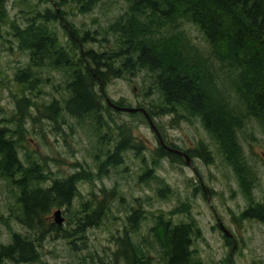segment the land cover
Segmentation results:
<instances>
[{
  "label": "trees",
  "instance_id": "1",
  "mask_svg": "<svg viewBox=\"0 0 264 264\" xmlns=\"http://www.w3.org/2000/svg\"><path fill=\"white\" fill-rule=\"evenodd\" d=\"M72 1L79 14L87 15L97 4L109 0ZM119 1L123 2L124 12L104 27L95 22L93 30L61 23L64 15L61 6L65 0L54 1L53 9H36L25 26L12 27L19 48L29 52V64L14 73L13 112L8 119L0 118V179L17 195V214L13 218L25 229V235L14 233L8 244L0 245V264L4 260L16 264L34 263L39 257L37 245L44 235L62 232L65 236L67 229L65 232L56 226L50 214L74 201L78 195L75 184L89 176L80 170L67 178H55L46 185L48 173L43 170L41 160L31 152H24L27 147L21 142L23 126L28 119L34 120L32 112L35 111L50 122L56 123L55 116L65 112L82 125L86 117L97 131L106 128L109 122L103 119L104 112L110 115L112 109L105 103L99 83L109 78H124L145 71L155 87L158 101L148 107L144 103L137 106L144 108L152 119L156 115L175 116L184 112L190 119H199L244 193L248 195L250 191L245 177L251 171L245 163L238 132L245 128L248 120H253L264 135V0ZM4 6L5 0H0V10ZM55 21L61 24L64 39L52 26ZM182 22L200 33L206 47L201 49L203 54L183 30L178 29ZM84 45H87L85 52ZM211 60L220 66V71L226 69L222 76L208 71L206 64ZM43 69L49 76L57 75L54 90L62 89L67 94L60 97L58 93V99L54 97L48 105H38L29 97L32 87L48 81L37 74V70ZM123 102L120 99L115 103L125 107ZM137 116L143 118L139 113ZM6 122L14 123V129H9ZM116 135L112 131L111 138ZM124 137L122 134L120 139L111 142L114 145L104 154L99 172L102 166L116 167L122 160L121 155L131 147H141ZM107 144L105 140L102 149ZM21 150L24 160L19 158ZM156 151V159L167 157L161 147ZM198 152L206 157L204 161L211 160L208 149ZM170 158L173 162L179 161L176 157ZM161 189L159 195L169 194L167 188ZM113 194L111 190L110 195ZM91 203H85L78 213L71 215L72 230L83 231L89 223L101 222L98 218L102 204L94 207ZM142 213L132 209L129 226H136ZM263 215L261 206L243 213L245 218L256 217L261 221H264ZM153 225L149 238L141 245L137 240L132 241L127 232L119 239L122 257L128 264H142L144 250L157 249V246L166 264H202L192 257L193 235L189 224L174 225L158 215Z\"/></svg>",
  "mask_w": 264,
  "mask_h": 264
},
{
  "label": "rangeland",
  "instance_id": "2",
  "mask_svg": "<svg viewBox=\"0 0 264 264\" xmlns=\"http://www.w3.org/2000/svg\"><path fill=\"white\" fill-rule=\"evenodd\" d=\"M54 1L59 0H5V6L0 10L2 119H8L13 112L12 96L16 91L14 73L29 64V52L19 48L12 35V27L25 26L36 9H53ZM61 8L64 12L61 23H69L82 30H93L97 24L104 27L124 12L123 2L119 0L99 3L87 15L79 14L72 0H65ZM95 22L97 24L93 25ZM52 24L64 39L61 24L57 21ZM178 29L183 30L200 50L206 48L196 29L184 22ZM86 47H82L84 52ZM206 66L208 71L221 76L226 71H220V66L214 65L212 60ZM45 70H37V74L40 78L48 79L46 84L32 87L30 91L31 101L38 105H48L54 97L58 99V93L60 97L67 95L62 89L60 92L54 90L57 75L49 76ZM135 74L107 79L103 88H99L105 94L104 99H123L128 107H137L140 103L148 107L151 102L156 103L158 100L151 78L147 77L145 71ZM110 112V115L104 112L103 119L109 124L99 131L87 122L86 117L82 125L65 112L55 116V123L33 111L34 120L30 122L28 119L23 126L25 131L21 142L27 147L24 152H31L41 160L43 170L48 173L46 185L55 178H67L80 170L89 176L75 184L77 198L61 207L64 221L59 227L64 231L67 229L65 236L62 232L44 235L37 245V261L22 264H128L122 257L119 239L127 232L132 241L137 240L141 245L149 238L158 215L169 219L174 225L189 224L192 227L190 250L192 257L202 264H264V221L256 217H243V213L251 207H264V135L255 121L248 120L245 128L238 132L245 163L252 173L245 177L250 189L246 195L231 168L217 153L199 119H190L186 112L153 117L155 126L166 142L193 154L190 167L184 162H173L168 157L156 159L159 145L143 118L137 114ZM5 124L9 129H14V123ZM112 131L117 134L116 137L111 138ZM122 134L134 146L141 147H131L120 154L122 160L116 167L102 166L99 172L104 154L114 145L111 142L120 139ZM105 140L108 144L102 149ZM199 149L204 152L208 149L211 160L204 161L206 157L198 152ZM24 152L19 151L21 160H24ZM160 188H167L169 194L159 195ZM111 190H114L112 196ZM16 196L12 187H7L0 179V245L8 244L14 233L25 235V229L13 218L17 214ZM90 201L94 207H101L99 204H102V213L98 218L101 222L98 225L96 221L89 223L83 231L80 228L78 232L75 231L77 228L72 230L69 218L73 219L71 215L78 213L81 206ZM132 209L143 211L137 225L133 227L128 224ZM50 219L53 221L51 214ZM218 222L229 232V237H225ZM156 248L144 250L142 264H166L158 250L160 246ZM4 261L1 264H16Z\"/></svg>",
  "mask_w": 264,
  "mask_h": 264
},
{
  "label": "water",
  "instance_id": "3",
  "mask_svg": "<svg viewBox=\"0 0 264 264\" xmlns=\"http://www.w3.org/2000/svg\"><path fill=\"white\" fill-rule=\"evenodd\" d=\"M107 105L109 107H111L114 110H117L119 112H125V113H131V114H135V113H141L145 120L147 121L150 129L154 132V134L157 137L158 143L161 147L165 148L166 151L172 153V154H176V155H180L183 157L185 164L186 165H190L191 164V158L183 152H180L178 150L172 149V148H167L166 146H164V143L153 123V121L151 120L150 116L147 114L146 110H144L143 108H139V107H122V106H118L113 104L111 101H109L108 99H106ZM61 215V210L57 209L56 211L53 212V218H54V222L56 225H61L62 223V218H60ZM222 231L225 233L226 236H228L229 234L224 230L223 227H221Z\"/></svg>",
  "mask_w": 264,
  "mask_h": 264
},
{
  "label": "bare ground",
  "instance_id": "4",
  "mask_svg": "<svg viewBox=\"0 0 264 264\" xmlns=\"http://www.w3.org/2000/svg\"><path fill=\"white\" fill-rule=\"evenodd\" d=\"M39 59H40V58H39ZM100 86H101V88H102V83H101V85H100ZM107 99H108L109 101H113V100H111V99H110V98H108V97H107ZM106 103H107V102H106ZM110 109H112V108L110 107ZM112 110H114V109H112ZM114 111H116V112H119V111H117V110H114ZM151 120L153 121V119H151ZM153 123H154V122H153ZM154 125H155V124H154Z\"/></svg>",
  "mask_w": 264,
  "mask_h": 264
}]
</instances>
